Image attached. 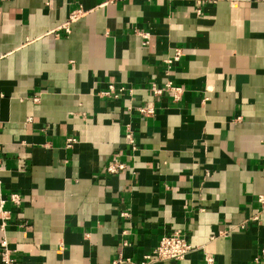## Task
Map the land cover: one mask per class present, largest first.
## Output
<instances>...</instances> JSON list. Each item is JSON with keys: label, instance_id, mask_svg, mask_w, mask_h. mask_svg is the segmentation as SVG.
Segmentation results:
<instances>
[{"label": "crops", "instance_id": "1", "mask_svg": "<svg viewBox=\"0 0 264 264\" xmlns=\"http://www.w3.org/2000/svg\"><path fill=\"white\" fill-rule=\"evenodd\" d=\"M103 1L0 0V238L17 264H137L178 231L148 264H264V0Z\"/></svg>", "mask_w": 264, "mask_h": 264}, {"label": "built area", "instance_id": "2", "mask_svg": "<svg viewBox=\"0 0 264 264\" xmlns=\"http://www.w3.org/2000/svg\"><path fill=\"white\" fill-rule=\"evenodd\" d=\"M112 0H104L101 4L106 3ZM194 5L196 6L195 12L198 14L200 12V6L203 3H211L215 0H192ZM84 12L80 9L73 10L69 13L67 20L57 26L58 28H63L65 32H68V24L74 21L76 18L81 16ZM137 34L141 37L142 43H145L147 40V33L145 32H137ZM180 50L179 48H173V52L170 56H167L164 59V62L167 65L175 63L179 60ZM150 92L154 95L160 94L163 90L169 92L172 99H178L181 87L174 86L169 81H167L162 88L157 87L154 83H151L149 88ZM123 87H115L113 84H108L107 88L101 93L107 97H117L119 93H121ZM136 110L142 114L143 116H153V108L151 106H139ZM124 138L129 143H133V136L130 128L128 126L125 127L124 130ZM67 144L73 141L72 138L67 139ZM2 165V157H1V146H0V167ZM123 168V164L117 160H111L105 166V170L108 173H115ZM7 200L14 204L18 205L21 201V198L16 193H10L7 196ZM6 200L0 196V229L2 230L5 222L4 219L7 216V211L2 209L3 204ZM256 202L258 209L256 213L249 217L252 221H257L259 216H264V195L259 194L256 196ZM127 243L122 241V246H126ZM191 246L187 241L185 234L178 231H173L170 234H165L159 237L156 245L151 249L150 252L144 254L142 256V260L137 264H148L149 262H156L161 260H181L185 254L190 250ZM261 255L264 257V250L261 251ZM255 260V259H254ZM129 261L127 257H123L120 254L117 255L114 259L111 260V264H123ZM203 261L205 264H210L212 261V257L209 254L203 255ZM0 264H17L16 260L12 256V251L9 249L5 238L2 236L0 238Z\"/></svg>", "mask_w": 264, "mask_h": 264}]
</instances>
